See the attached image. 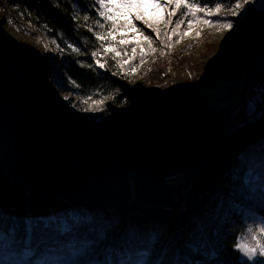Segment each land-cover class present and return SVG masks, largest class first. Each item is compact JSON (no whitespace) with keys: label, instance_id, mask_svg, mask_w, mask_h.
<instances>
[{"label":"trees","instance_id":"1","mask_svg":"<svg viewBox=\"0 0 264 264\" xmlns=\"http://www.w3.org/2000/svg\"><path fill=\"white\" fill-rule=\"evenodd\" d=\"M231 2L232 0H226V5ZM201 6H205L203 0H201ZM207 6L214 7L213 4H208ZM182 12L183 9L178 11L175 18L178 19ZM0 13L4 16L3 18H6L4 20L11 21V24L16 29H19V32H25L32 38L40 37L42 39L44 37L52 42L56 48V53L50 57V60L48 59L47 62L43 63V67L48 69L49 74L56 81L58 80L60 88L73 92L79 98L98 96L97 94H101L100 96H102L113 92L116 93L117 83L111 78V70L113 71L116 67L122 69L120 63L112 58L113 56L111 55H114V53L103 50L101 46L102 42L96 40L93 31L88 30L90 26H94V20H90L89 22L83 20L84 15H89L90 17L97 16L92 0H0ZM201 16H203V13H201ZM135 23L146 35L152 37L153 47L155 50H158L161 57H165L162 62L168 64L169 58L165 55L173 51V47L177 44V39L180 41L181 38L178 35L173 36L172 40L168 42L167 36L165 33H162L164 29H161V36L157 38L152 29L145 27L139 21ZM175 23L173 22L171 26L167 27L169 34H171L170 29L174 27ZM184 23H188L187 19H185ZM182 26L180 30L183 32ZM95 30L100 31L98 28ZM133 35V33H128L129 38ZM119 38L117 36V41ZM117 41H111V43L117 44ZM109 43V41L103 42L104 47ZM69 44L79 48L80 52H73L68 47ZM134 44L135 41L133 40L128 45H118V50H121L123 54V50L126 49L130 56L131 48ZM168 44L170 46H166ZM144 49L147 52V45ZM139 51L137 49V55L131 60V64L141 62ZM92 52L100 53L98 59L101 63L105 64L104 68L99 67L96 63L97 58L91 55ZM151 53L153 52L148 53L145 58ZM53 56H56L58 60L56 58L53 59ZM151 57L153 58V56ZM172 64L174 63H170V65ZM160 66L163 67L162 64ZM219 67L209 70L210 74L208 77L214 76L217 71L221 70ZM162 70L164 69H161V72ZM220 74L222 73L220 72ZM249 76L252 77L249 84L250 86L252 85L250 90L253 89L255 84L261 82V79L264 84V77H260V75L253 76L251 74ZM153 80V76L141 79L147 85H152ZM243 83L246 82H239L237 84L243 85ZM190 88L197 89L195 86H191ZM248 93L249 91L246 93L245 98H247ZM120 94L117 96V102L122 98ZM133 96H137V94L134 93ZM238 100L226 106L227 110L225 106L217 107L215 110L219 115L224 114V120L230 119L235 122L241 117V110H243V108L241 109L243 104H239ZM253 119L251 122L260 120L261 118L260 116H255ZM256 125V128L259 129L264 127V120ZM248 132L238 131L237 133V136L241 137L240 141L244 147L233 145L239 141H231L232 138L230 140L227 139L222 146L224 147L223 149L220 146L219 149L214 151L213 157L211 156L208 159V164L198 167L200 170H198L195 178L189 175L185 176V180L181 183L177 182V187L164 188L165 186L162 185V181L164 182L166 177L149 175L144 172L136 173L133 177L136 180L134 185H136L138 199L134 203H131L128 208H123V199L120 198L122 202L114 203L107 198V194L102 196L101 191L98 193V200L94 201L90 198L92 197L91 195L84 194L85 198L91 201L89 202L91 206L86 205L87 207L78 208L73 203L71 204V200L68 202L65 199H61L57 203L55 199L58 196H63L62 194L46 192L45 195V192L21 188L0 170V209L6 212L11 201L19 202L20 204L26 202L29 207L35 210L36 215L32 218L41 217L47 219L51 216H57L67 219L69 224L73 223L71 219L73 214L80 216L81 220H83L85 215H92L94 218L93 223H82L76 229L81 241L88 236L91 229H99L105 222L118 221L107 243L118 252L131 251L133 254L145 250L144 245L139 240L140 238L144 237L146 242L152 233H159L161 228L166 226L167 231L153 249L157 254V259L163 257L165 261L173 260L179 251L182 261H200L202 264H221V262L233 264L234 261L239 259L240 264H243L234 245L245 231L246 220L244 214L242 215V210L239 206L233 207V205H229L226 201L228 198L226 197H224L225 203L219 204V206L216 204L218 200V202H221V197L219 198V196L223 190L227 195L229 194L228 196L237 194H234V190L237 187L234 172L237 171V168L240 167L244 171L249 167H253L259 172L260 160L264 157V148L261 146V142L264 141V129H261L257 135H253V139L249 137L250 133ZM242 148H245L244 155L235 154L240 158L239 160L228 153L230 150L236 153L240 152ZM224 152L227 154H224ZM213 160L219 161L210 163ZM239 161H242V163ZM129 178H132V176L117 183V189L128 188ZM190 179L197 180L198 182L193 183L192 181L190 185ZM203 182L207 183L206 187H202ZM93 186H98V184H87L78 188L75 193L79 191L81 193ZM229 187L231 190L228 192L226 188ZM25 190L29 192V196L26 195L27 193H24ZM165 192H169L168 198H163L164 201H160L159 204L153 203L154 205H151L147 200L149 197L155 196V193L162 195ZM241 194H243L242 198L243 196L246 198L248 195L247 192H241ZM78 196V204L85 206L86 202L82 204V195L80 197V194H78ZM254 199H262L264 202V197L260 199L258 195ZM237 200V204L243 209L245 203L239 199ZM142 202H147L148 204L142 205ZM184 202H190L187 212L183 206ZM47 203H50L48 206L55 207L57 210L53 211L52 215L48 214L45 210ZM226 210L227 214L223 217L221 223L215 222L213 218L214 213L219 212V216H222ZM162 212L166 216H163ZM219 216L218 219L220 218ZM256 219H258L256 221L257 225L261 226L264 223L262 217L257 216ZM58 226L60 225L53 221L50 232L54 231ZM176 229L180 232L182 239H176L173 244H170L169 234L176 231ZM56 230L59 231L58 228ZM130 230H137V238L127 241L125 233ZM194 230H197V232H194ZM207 231L214 237L207 235ZM223 246L224 249L222 250ZM210 248L212 249V253H218L216 257H213V255L208 257L206 252ZM165 249H167L166 253ZM50 250L54 252L50 253L47 258H44L45 264H72L82 254L81 252H75L74 254L67 249H58L56 247H52Z\"/></svg>","mask_w":264,"mask_h":264},{"label":"rangeland","instance_id":"2","mask_svg":"<svg viewBox=\"0 0 264 264\" xmlns=\"http://www.w3.org/2000/svg\"><path fill=\"white\" fill-rule=\"evenodd\" d=\"M170 9L171 8L168 10L171 11ZM3 17L4 16L0 13L1 47L13 60L16 69L33 82L36 86L39 98L47 103L55 119L59 122L65 133L72 138L82 139L116 130L123 122L133 119L139 113L150 108L158 107L165 94L176 87L192 89L190 87L195 86L197 89H193L199 92V95L204 101L207 102L210 107H214V109H216L217 106L223 107L232 104L237 99H239V104H243L242 101H240L241 99L245 101L241 106V108H243L241 113L245 115H248L249 103L254 102L256 106V116L260 114L263 115L262 104L264 103V87L259 89L254 85L253 89L249 92L250 94L248 93L247 98H245L246 95L243 98L242 90L244 91L245 89L242 88L248 87L244 83L243 85L237 84L239 83L236 81L237 78L234 79V77L232 75L229 76V74L223 77L220 72L216 77H208L210 74L209 70L226 64L225 61H232L230 63L229 72H232L234 67L238 65L243 66L246 74L264 67V10H261V0H255L254 4L250 3L246 5L245 9L241 10L240 16L233 17L229 13L226 19L233 23V28L231 30H218L219 25L208 27L203 23L195 24L192 26L191 30H189L188 23H183V32H189L190 34L184 36L180 41L177 39V44L173 47V51L165 55L169 58L168 64L162 62L165 57H161L158 50H155V52L151 53L152 55L150 54L144 59L143 63L131 64L138 68L135 73L129 74L130 66L128 64L121 67L122 69L116 67L113 71L111 70V78L117 83L116 93L113 92L102 96H100L101 94H97L98 96L90 97L91 99L79 98L73 92L60 88L58 80L56 81V79L49 74L48 69L43 67V63L47 62L48 59L50 60V57L56 53V48L50 40L44 37H42V39H40V37L32 38L25 32H19V29H16L14 25L4 20L6 18ZM210 19L215 22L220 20V17L212 16ZM172 21H177L175 16L172 17ZM161 29H164L162 32L164 34V26H161ZM179 32H182V30H179ZM197 33H199V36ZM45 45H47V47H45ZM144 47H146V45ZM146 53H150L148 49ZM151 56H153V58ZM54 58L57 59L56 56H53V59ZM122 59H127V56L122 54L121 57L115 60L121 63ZM15 60L17 61L16 63ZM170 63L174 64L170 65ZM160 64H162L163 67H161ZM161 69L164 70L161 72ZM150 76H153L154 79L152 85H147L141 81V79L149 78ZM119 93H121L120 95L122 98L117 102L116 100ZM134 93H136L137 96H133ZM65 97H68V99H65ZM102 98V104L96 103ZM124 98L127 99L124 100ZM260 99H262V102ZM85 100L88 102L84 103ZM85 109L88 110L85 111ZM261 119L264 120V117L261 116ZM225 121L232 123L230 119ZM244 121L245 120L241 121V124L237 123V131H249L250 138H253V135H257L261 129H264V127H261V129L257 128L259 130L256 131V124L258 123L247 124L246 122L244 123ZM236 122L237 121L234 123L235 125ZM240 144L241 142H236L233 145L241 146ZM199 164L197 163L194 166L190 173L191 175L188 174L192 176V178H195L198 170H200L198 167H202V164ZM0 170L7 175L1 168V165ZM246 171L247 169L243 171L239 167L237 171L234 172L236 176L235 181L237 182L234 194L237 193L238 195L228 196L229 194L227 195L223 190L219 196V198L221 197V202H218V200L216 205L219 206V204L225 203L224 197L228 198V200H226L227 203L233 205V207L236 205L239 206L242 210V215L244 214L246 220L244 233L247 230V225L251 226L254 232L259 234L260 226L256 223V221H258L256 217H260L262 214L264 215V202L261 199L263 197L260 198L258 195L261 200H250L244 196L242 198L241 180ZM188 175L180 172H171L165 176L166 179L164 182L162 181V185L165 186L164 188L177 187V182H182L186 179L185 176ZM192 181L193 183L198 182L197 180L190 179V185ZM135 182L136 180L133 176L129 178V186L126 189H117V183L95 182L92 184H98V186L90 187L87 190L85 189L81 193L80 191L75 193L76 190L69 193L56 192V194H62L63 196H58L59 198L57 197L55 201L59 203L58 201L61 199H65V201L68 202L71 200V204L73 203L75 207H87L88 205L91 206L89 203L91 201L86 199L84 194L88 196L91 195L92 197L90 198L94 201L98 200V193L101 191L102 196L107 194V198L114 203L120 202V198L123 199V208H128L131 203H134L138 199L136 195V185H134ZM204 186H207L206 182L202 185V187ZM226 190L229 192L231 189L229 187L226 188ZM24 193H27L26 195L29 196L27 190H25ZM78 194H80V197L82 195V204L86 202V204H84L85 206L78 204ZM155 194V196L147 199L151 205L159 204L160 201H164L163 198H168L169 192H165L162 195ZM237 199L245 203L243 209L237 204ZM184 203L183 206L187 212V209L190 207V202ZM147 204V202H142V205ZM48 205H50V203H47L45 206V210L48 214L52 215L53 211H57L55 207ZM255 208H259L260 212L254 211L253 209ZM6 213L10 216H21L23 218L34 217L36 215L35 210L31 207L28 208L26 202L20 204L15 201H11L10 206L6 209ZM161 214L166 216L164 212ZM226 214L227 210L222 216H219V212L214 213L213 218L215 222L218 221L220 224ZM218 216L220 217L219 219ZM262 218H264V216ZM194 232H197V230H194ZM177 234H180L177 229L169 234L170 244L176 241ZM207 235L214 237L211 236L208 231ZM240 238L238 240H240ZM262 239H264V237H262ZM223 249L224 246L222 247V250ZM206 253L208 257H210V255H212V249L210 248ZM151 258L154 261L157 259V254L154 250Z\"/></svg>","mask_w":264,"mask_h":264},{"label":"water","instance_id":"3","mask_svg":"<svg viewBox=\"0 0 264 264\" xmlns=\"http://www.w3.org/2000/svg\"><path fill=\"white\" fill-rule=\"evenodd\" d=\"M252 75L264 77V67ZM262 112L260 118L264 103ZM255 116L243 113L235 125L220 117L196 90L176 87L158 107L116 130L72 138L0 45V165L21 188L69 193L90 183H118L142 172L158 177L171 172L188 175L198 160L226 141L230 130L238 133L241 121L263 122H251Z\"/></svg>","mask_w":264,"mask_h":264},{"label":"snow or ice","instance_id":"4","mask_svg":"<svg viewBox=\"0 0 264 264\" xmlns=\"http://www.w3.org/2000/svg\"><path fill=\"white\" fill-rule=\"evenodd\" d=\"M92 3L97 16L84 15L83 20L85 22L94 20V26H90L88 30L93 31L96 40L102 42L101 46L105 52L114 53L112 57L114 60L122 56L118 45L124 46L135 41L130 56L126 49L123 50L124 56H128V59H122L120 63V67L128 64L130 66L129 74H132L138 70L136 66L131 65V60L137 55V49L140 50L141 63L147 55L144 44L147 45L150 52H155L152 37L137 27L136 21L152 29L157 38L161 36V26H164L167 41L170 42L173 36L178 35L182 39L190 34L189 32H179L185 19L188 21L189 30L193 25L199 23L208 27L219 25L218 30H231L233 23L226 19L227 15L230 13L233 17L240 16L241 10L250 3L254 4L255 0H232L227 5L226 0H203L205 4L203 7L201 0H92ZM208 4H213L214 7H208ZM169 8L172 10L169 11ZM181 9L183 12L174 27L170 29L171 34H169L167 26L173 24L172 17L176 16ZM261 10H264V0H261ZM212 16H218L221 19L213 22L210 19ZM9 22L11 23V21ZM96 28L100 31H96ZM128 33L134 35L129 38ZM197 35L199 36V33ZM117 36L120 37L118 41ZM105 41L110 42L106 47L103 45ZM111 41H117V44H112ZM166 46H170V44ZM68 47L75 53L80 52V49L74 45L69 44ZM91 55L97 58L96 63L100 68L105 67V64L98 59L99 52H92ZM87 102V100L84 101V103ZM96 103L102 104L103 98ZM87 110L85 109V111ZM255 112V103L250 102L248 115L251 117ZM261 146L264 148V141L261 142ZM241 191L247 192L246 198L250 200L256 198L257 195L260 198L264 197V157H262L259 172L253 167L247 169L241 180ZM71 219L72 224H69L67 219L57 216L47 219L41 217L21 218L10 216L0 209V264H45L44 258L48 255V249L51 247L67 249L74 254L81 252L82 254L72 264H202L200 261H182L179 251L175 259L170 261H165L163 257L155 261L151 258L153 249L167 231L166 226H163L159 233H152L146 242L141 240L142 244L146 243L145 250L133 254L131 251L118 252L107 243L118 221L105 222L99 229H91L88 236L81 241L76 231L77 227L82 223H93L94 218L92 215H85L81 220L80 216L73 214ZM53 221L60 226L50 232ZM57 228L59 231L56 230ZM246 229L234 248L239 253L240 259L243 260V264H264V239H262L264 223L259 227V234L254 232L251 226L246 225ZM135 238H137V230L125 233L126 240L131 241ZM176 238L182 239V236L177 234ZM166 252L167 249H165ZM212 255L216 257L218 253L213 252ZM221 264H226V262H221ZM233 264H240V260L234 261Z\"/></svg>","mask_w":264,"mask_h":264},{"label":"bare ground","instance_id":"5","mask_svg":"<svg viewBox=\"0 0 264 264\" xmlns=\"http://www.w3.org/2000/svg\"><path fill=\"white\" fill-rule=\"evenodd\" d=\"M247 60V59H246ZM227 64H224V65H221L220 67H219V69H221V70H223V71H221V70H219V71H217L216 72V74H214V76L213 77H216L217 76V74L219 73V72H221L222 73V76L224 77H226V75H228L229 74V76H233L234 77V79L235 78H237V82H246V83H244V84H246V86H248L249 84H250V81L252 80V77L251 76H249L250 74L252 75V73L254 72V71H252V72H250V73H248V75L245 73V71H244V68H243V66H241V65H238V66H235L234 67V69H233V71L232 72H229V67H230V63L232 62H230V61H225ZM230 62V63H229ZM212 70V69H211ZM252 86V85H251ZM250 85L248 86L249 88H246V91L248 92H250V87H251ZM255 86L256 87H258L259 89L260 88H263L264 87V84H263V82H258L257 84H255ZM245 89V88H244ZM264 99V98H263ZM261 101H262V99H260ZM240 101H242V103L244 104V102L245 101H243V100H241L240 99ZM207 103V102H206ZM226 106H228V105H226ZM225 106V107H226ZM218 107V106H217ZM220 107V106H219ZM224 107V106H223ZM237 108V107H236ZM226 110H227V107L225 108ZM242 109V108H241ZM220 117H222L223 119H224V114L223 115H220ZM261 129V128H260ZM256 131H258L259 129H255ZM232 138V140L231 141H239V142H241L240 140H241V137L240 136H237V133H235V132H233V131H229V136H228V138L227 139H231ZM226 139V140H227ZM253 139V138H252ZM255 139H257V137H255ZM251 141H253V140H251ZM249 143H252V142H249ZM223 144H224V142L223 143H221V145H219V146H217V149H219L220 148V146L222 147L223 146ZM241 146H243L244 147V145H242L241 144ZM224 147H222V149H223ZM216 149V150H217ZM229 154H232L236 159H240V158H238L235 154H239V155H244V153H245V148L243 149L242 148V150L240 151V152H232L231 150H230V152H228ZM214 154V152L213 153H211L210 155H209V157H207V158H205V159H200V160H198L197 161V163H201V164H203L202 165V167L204 166V165H206V164H208L209 162H208V159L212 156ZM224 154H227L226 152H224ZM213 157V156H212ZM247 158V157H246ZM262 159V158H261ZM217 161H219V160H213V161H210V163H213V162H217ZM240 163H242V161H239ZM260 162H261V160H260ZM196 163V164H197ZM260 170V169H259ZM181 183V182H180ZM81 187V186H80ZM26 189H28V188H26ZM32 190V189H31ZM37 191H39V192H45L44 194L46 195V192L48 193V192H50V191H42V190H37ZM54 193V192H53ZM56 193V192H55ZM42 195V194H41ZM264 207V206H263ZM28 208H29V206H28ZM254 211H257V212H260V209L259 208H255V209H253ZM139 240H143V241H145V238L143 237L142 239L140 238ZM144 245V247H146V243H144L143 244ZM139 248H141V247H139ZM139 248H137V249H139Z\"/></svg>","mask_w":264,"mask_h":264}]
</instances>
